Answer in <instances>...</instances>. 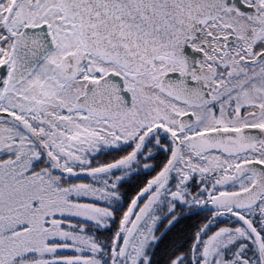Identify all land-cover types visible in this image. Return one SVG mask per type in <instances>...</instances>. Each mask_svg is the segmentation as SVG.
<instances>
[{"label":"snow or ice","instance_id":"6c2138e0","mask_svg":"<svg viewBox=\"0 0 264 264\" xmlns=\"http://www.w3.org/2000/svg\"><path fill=\"white\" fill-rule=\"evenodd\" d=\"M0 264H264V0H0Z\"/></svg>","mask_w":264,"mask_h":264}]
</instances>
